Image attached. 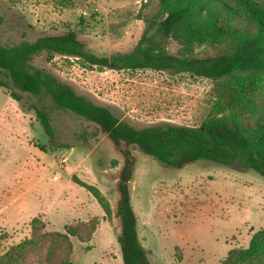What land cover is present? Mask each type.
Instances as JSON below:
<instances>
[{
  "label": "rangeland",
  "instance_id": "374dc122",
  "mask_svg": "<svg viewBox=\"0 0 264 264\" xmlns=\"http://www.w3.org/2000/svg\"><path fill=\"white\" fill-rule=\"evenodd\" d=\"M158 8L157 0H0V44L76 28L81 16L87 24L80 39L88 50L125 52L136 45L145 20ZM93 13L98 14L95 21L89 20ZM168 49L175 53L178 48L171 43ZM32 65L136 128L198 126L217 113L220 102L221 84L184 74L100 70L72 59L46 62L43 55ZM12 90L21 95L19 101L0 88V259L32 238L35 219L45 232L66 234V226L76 227L77 236L66 234L70 264H123L114 216L120 154L93 124L51 109L49 98ZM31 104L50 111L55 137L66 147L47 144ZM133 153L131 205L139 241L152 264H218L230 249L246 248L252 234L264 228V179L249 168L203 160L171 168ZM72 176L99 189L109 216ZM84 223L88 227L79 228ZM63 247L57 242L52 256L41 250L27 262L54 264Z\"/></svg>",
  "mask_w": 264,
  "mask_h": 264
},
{
  "label": "trees",
  "instance_id": "16d2710c",
  "mask_svg": "<svg viewBox=\"0 0 264 264\" xmlns=\"http://www.w3.org/2000/svg\"><path fill=\"white\" fill-rule=\"evenodd\" d=\"M157 2V13L145 20L146 28L136 45L125 52L97 55L88 50L80 39L87 24L81 16L76 28L42 34L33 41L0 44V88L8 90L10 98L21 99L14 88L49 98L51 109L72 113L93 124L120 154L114 216L118 220L116 241L123 264H152L139 241L130 199L134 150L171 168L203 160L227 167L242 165L264 179V0ZM97 16L93 13L89 20L95 21ZM171 43L178 48L175 53L168 49ZM197 48L201 51L195 52ZM40 55L46 62L58 57L100 70L168 72L221 84L217 113H211L198 126L165 123L136 128L77 94L52 73L33 66V60ZM29 109L42 127L47 144L66 147L55 137L50 111L36 104ZM71 181L84 188L106 216L111 214L98 188L76 176ZM87 224L79 228H87ZM31 226L32 238L2 255L0 264H30L28 257H39L41 250L45 257L52 256L51 248L57 242L66 248L54 264H70L67 235L77 236L76 227L66 226V235L43 231V224L37 225L35 219ZM218 264H264V228L252 234L246 248L230 249Z\"/></svg>",
  "mask_w": 264,
  "mask_h": 264
}]
</instances>
